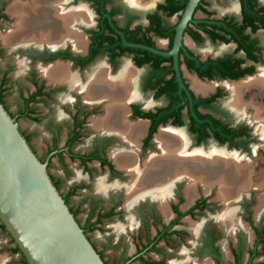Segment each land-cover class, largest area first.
<instances>
[{
	"label": "flooded vegetation",
	"instance_id": "flooded-vegetation-1",
	"mask_svg": "<svg viewBox=\"0 0 264 264\" xmlns=\"http://www.w3.org/2000/svg\"><path fill=\"white\" fill-rule=\"evenodd\" d=\"M19 1L30 2L0 0V29L5 28L0 30V105L37 160L45 164L52 185L102 262L109 264L88 234L105 221L123 213L131 215L137 208L139 240L135 238L132 254L122 257L119 264H164L162 247L186 235L176 228L179 222L215 206L214 222L203 225L198 245L195 239L191 242L194 246L183 254L181 264H264V223L252 221L248 202L243 204L248 230L233 229L243 233L244 240L236 237L226 250L218 242L221 229L231 230L218 222L223 206L217 185L196 187V193L214 189L213 197L202 194L196 199L195 193L187 200L186 183L178 180L170 187L165 213L151 193L154 188H169L167 182L157 187L146 184L126 194L134 184L129 164L143 169L148 153L156 150L153 140L163 128L183 127L174 130H186L197 144L209 139L226 149H245L246 143L261 138L260 123L253 130L246 118L235 119L230 112L231 120H222L210 110L222 94L229 95L223 83L248 81L245 92L264 100V1H228L218 12L209 9L208 0L197 1L176 51L182 88L170 53L171 35L186 0H50L58 5L55 10L60 16L49 21H62L63 28L58 29L53 25L39 28L35 23L28 29L17 27V18L9 10ZM203 42L208 45L199 49ZM193 81L208 87L206 92L195 91ZM123 118L144 127L134 143L115 128ZM20 123L42 128L43 156L31 144L33 132L20 128ZM83 142L86 148L75 151ZM122 154H135L134 162H121ZM52 159L65 172L66 163H74L88 177L93 171L104 175L92 184L93 193L101 198L87 201L82 223L78 219L82 202L73 207L70 198L89 185L79 180L61 192L60 180L49 173ZM176 187L182 196L175 198ZM251 189L256 191L254 204L263 205L258 197L264 187ZM102 196H107L106 201ZM150 252L160 260H145Z\"/></svg>",
	"mask_w": 264,
	"mask_h": 264
},
{
	"label": "bare ground",
	"instance_id": "bare-ground-1",
	"mask_svg": "<svg viewBox=\"0 0 264 264\" xmlns=\"http://www.w3.org/2000/svg\"><path fill=\"white\" fill-rule=\"evenodd\" d=\"M56 6L58 5L55 4V1L50 0H30V2L25 3L19 1L13 3L9 12L17 18V27L28 29L32 25L31 23H35L36 27L39 28H47L49 25H53L56 29L63 28L62 21L58 22L55 19L49 21V18L56 17L58 19V16H60L57 14L59 10H55ZM34 17L37 18L34 20ZM60 70H63V68H60ZM261 79L264 80V78ZM249 84L248 81L223 83V87L229 94V98L225 103L226 105L224 104V107L230 109L236 119H241L244 118L245 109L249 106L253 109L254 113H252V117L254 121L263 119L264 122V104L259 106L253 102H246L243 99L244 92ZM192 86L195 91L201 93H205L208 89L204 84L197 83L196 81L192 82ZM125 95H127V92H125ZM109 127H111V125ZM261 127L260 134L262 139H260L263 141L264 126ZM115 128L120 131L125 138L134 143L144 127L139 124L128 123L125 121V118H123L122 122L116 125ZM153 143L156 150H153L154 152H149L144 162L142 161L144 163L142 170L136 169L134 167L135 165L131 163L134 162L133 159L135 158V154H122L120 161L131 163L129 167L133 168L129 170L134 181L132 179L130 180H132L134 184H130L132 188L127 190L126 194L131 193V191L133 192L135 188H143L146 184H154L153 186L157 187L159 186L157 183L165 182L166 184L167 182L169 188L167 186L164 188L161 185L162 188H158V190L154 188L155 193L149 192L152 194L151 197L158 201L159 207L162 209L161 211L165 213V202H167L170 196V187L178 180H183L186 183L185 190L187 200L194 197L197 186L208 189L209 186L212 187L213 185H217V197L221 199L223 206V211L219 214L218 221L224 229H229L231 226L234 227L236 222V211L235 208H232L231 203L234 199L236 200L238 195L240 197V194L251 186L250 166H248L247 163L244 164L235 154L217 148L211 143H209L205 150L191 149V142L183 130L163 128L155 136ZM260 177L262 179L258 181L256 186H260L263 183L264 176L261 175ZM149 189H152L153 192V188ZM149 189L147 190L149 191ZM130 199L132 198L129 197V201ZM130 202H132V200ZM260 202H264V193L261 195Z\"/></svg>",
	"mask_w": 264,
	"mask_h": 264
},
{
	"label": "water",
	"instance_id": "water-1",
	"mask_svg": "<svg viewBox=\"0 0 264 264\" xmlns=\"http://www.w3.org/2000/svg\"><path fill=\"white\" fill-rule=\"evenodd\" d=\"M198 0H186L171 35L173 68L181 31ZM225 147H223L224 149ZM0 224L26 264H104L0 105Z\"/></svg>",
	"mask_w": 264,
	"mask_h": 264
},
{
	"label": "rangeland",
	"instance_id": "rangeland-1",
	"mask_svg": "<svg viewBox=\"0 0 264 264\" xmlns=\"http://www.w3.org/2000/svg\"><path fill=\"white\" fill-rule=\"evenodd\" d=\"M228 1L233 2V0H208L209 2V9L213 12H218L219 9L225 4L228 3ZM5 28H1L0 30H4ZM208 45V43L203 42L199 47V49H202L203 46L205 47ZM211 46V45H210ZM215 46V45H214ZM212 47V46H211ZM216 48V47H215ZM229 98V95L226 93L222 94V97L220 100L213 105V108L210 110V113L214 116L218 117L222 120H231L230 111L225 110L222 108V105H224ZM257 95L250 94L248 92H245L243 95V99L246 102H253L257 105H261L264 100L259 99ZM222 102V103H221ZM226 105V104H225ZM226 109H228L226 107ZM253 109L249 106L245 109L244 112V118L246 117V120L251 123L253 130L258 127L259 123H255L252 121V119H249L248 116L252 117ZM234 115V114H233ZM236 119V118H235ZM261 120V119H259ZM262 124V125H261ZM259 128H262L261 126H264V122L260 123ZM20 128L27 131H32V137H31V144L35 151L38 153L39 156H43L42 152L45 146V143L43 141L44 135L43 130L41 127H28L22 123H20ZM174 129H183V127L174 128ZM257 129V128H256ZM184 133L190 137L191 139V149L197 150V149H207L209 143L214 144L217 148L223 149L222 145H217L213 142H211L209 139L205 142H201L199 144L195 143L193 139L191 138L190 134L187 133L186 130H184ZM86 139V138H85ZM85 139H83L85 141ZM262 139V138H261ZM260 138H256V141H251L246 143L245 149H226L225 151L228 153H233L239 159L242 160L244 164L247 163L248 166H250L251 169V186L245 190L246 194L244 196L239 197L237 201L233 204V208H235L236 213V220L234 227H230V232H224L222 229V233L219 237V241L221 242L222 248H226L229 246V243L234 241L236 237L241 238L244 240L245 235L241 232H235L233 230L234 228H241L243 226V230H248L246 226V222L244 221V212H243V204L245 202H248L249 209L251 211V218L254 223L262 222L264 223V202H259V204H263L261 206H257L254 204V196L253 194L256 193L255 189L251 188H257L262 186L264 187V178L262 185L256 186L258 184V181L262 179L260 176H264V140L262 141ZM86 148L85 142L77 145L74 147V150L83 151ZM66 171L61 170L55 161V159H52V163L49 167V173L54 176V178L60 180V190L61 192H65L68 189L69 184H72L74 182H77L79 180H82L81 182H84L89 185L88 189H80L77 191L75 196L70 198V204L75 207L79 202H82V206L80 207V211L78 212V219L80 222H83L84 217V210L86 207L87 201L91 198H101L100 195H96L93 193L92 190V184L95 181L96 178L103 177V173L95 172L93 171L91 174V177H88L87 174L81 173L76 167L74 163H66ZM256 182V183H255ZM253 185V186H252ZM255 185V186H254ZM214 190V189H213ZM213 190H208L205 193H202L200 190L196 193V199L203 198H210L213 197L211 195H214ZM215 191V190H214ZM180 188L176 187L173 195L174 197H178L179 195L182 196V193H180ZM208 193H210L208 195ZM113 194V193H112ZM108 196V195H107ZM107 196H102L104 201H106ZM261 195L258 197L260 199ZM195 199V198H194ZM183 204L179 206L180 211H182L185 207L182 206ZM141 207L144 208H152L148 205H142ZM139 208V207H138ZM154 208V207H153ZM137 209V208H135ZM132 210L133 212L131 215H125V213L121 214L119 217H114L109 221L103 222L98 230H95L88 234L90 241L94 244L95 248L100 251L104 257V260L109 264H119L122 257H127L130 254H132L134 248L136 236H139V219L137 216V212ZM141 209V208H140ZM213 210V211H212ZM218 210L215 206H213L210 210H205L200 215H196L195 218L192 219H186L183 218L181 222H179L178 226L176 227L179 231L183 232V234H186L185 236L181 238H173L170 241L169 246H163V250L165 252L164 257V264H181L183 254H185L187 251L191 250L193 246H191V242L195 239V246L198 245L201 236L199 235L201 228L206 223H213L212 216L214 213ZM223 211V210H222ZM213 212V213H212ZM128 216V217H126ZM219 222V221H218ZM220 224V223H219ZM228 230V229H225ZM187 232V233H185ZM189 233V234H188ZM136 238V239H135ZM138 242V241H137ZM185 243V244H184ZM187 243V244H186ZM137 244V243H136ZM140 244V243H139ZM14 247V244L12 240L10 239L9 235L0 229V264H23L22 258L18 252H13L12 249ZM195 248V247H194ZM145 260H151V261H157L160 260V257L152 252L144 256ZM226 262V261H225ZM137 264V263H133Z\"/></svg>",
	"mask_w": 264,
	"mask_h": 264
},
{
	"label": "trees",
	"instance_id": "trees-1",
	"mask_svg": "<svg viewBox=\"0 0 264 264\" xmlns=\"http://www.w3.org/2000/svg\"><path fill=\"white\" fill-rule=\"evenodd\" d=\"M220 137H221V138H220V141H223L224 136H220ZM0 229H2L3 231H5L4 228H3V226H2L1 224H0ZM12 251H13V252H18V253H19V251H18V249L16 248V246L13 247ZM22 263H23V264H26L23 258H22Z\"/></svg>",
	"mask_w": 264,
	"mask_h": 264
}]
</instances>
